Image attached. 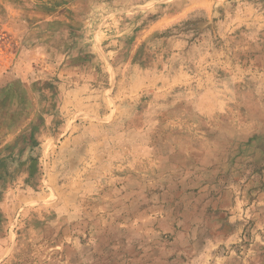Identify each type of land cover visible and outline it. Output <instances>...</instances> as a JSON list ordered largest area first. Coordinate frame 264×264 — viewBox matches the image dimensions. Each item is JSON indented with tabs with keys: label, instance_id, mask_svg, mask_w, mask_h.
Returning <instances> with one entry per match:
<instances>
[{
	"label": "rangeland",
	"instance_id": "rangeland-1",
	"mask_svg": "<svg viewBox=\"0 0 264 264\" xmlns=\"http://www.w3.org/2000/svg\"><path fill=\"white\" fill-rule=\"evenodd\" d=\"M0 264H264V0H0Z\"/></svg>",
	"mask_w": 264,
	"mask_h": 264
}]
</instances>
